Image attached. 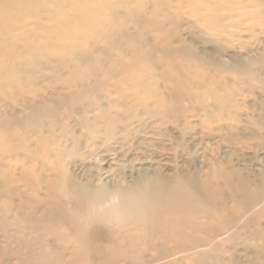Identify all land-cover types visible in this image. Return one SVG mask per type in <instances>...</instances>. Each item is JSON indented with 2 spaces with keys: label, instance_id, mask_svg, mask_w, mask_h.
<instances>
[{
  "label": "rangeland",
  "instance_id": "374dc122",
  "mask_svg": "<svg viewBox=\"0 0 264 264\" xmlns=\"http://www.w3.org/2000/svg\"><path fill=\"white\" fill-rule=\"evenodd\" d=\"M179 1L185 13H174L175 2L174 0L169 1L170 4L168 6L170 7L159 10V17L155 18L162 25L161 31H158L155 28L156 23L154 26H150L143 24V22L150 19L148 16L153 13L152 9L155 5H163L166 0H143L146 11L141 15L135 14L136 16H131L128 21L130 25H127V28H129L130 32H133L130 27L135 21L139 20L140 29L144 33L143 43L147 44L146 47L157 43L159 40L156 48H153L151 60L141 59L135 65L136 67L132 66L129 68L132 72L134 70L133 82L128 83L126 80L124 84L119 83L118 88H113L112 83H110L105 88L112 93L107 96L106 92H99L100 96H98L101 106L106 105L107 100L113 103L118 101V99L123 101L119 106L111 107V113L114 114L123 112L129 106L130 98L134 99L133 97L144 99L148 102L146 104L148 109H156L157 107L150 103V95H153L155 99L162 98L165 101L166 109L168 111L173 110L171 111L172 115L164 117L162 111L157 112L160 120L152 122V125L147 121L144 129H142V131L145 130L144 132L140 131L141 128L138 126L139 120L144 119L146 116L142 115L138 122L135 121L132 124L131 130H129L131 133L127 134V137H129L127 141L122 138L123 135L121 133L107 142L101 138L94 140V142L88 141L86 132L83 128H80L79 122L82 118L93 119L98 111L94 109L92 112L82 114L83 103H77V105L75 102L69 101L70 94L79 91L80 88H62L54 78L56 76H66V71L55 72L54 70L53 72L50 71L51 68L48 66H43V69L37 66L33 71L43 72L46 77L37 81V84L32 83L33 94L23 96L34 109L43 111L42 106L43 108L49 106V111L40 112L32 118L28 126L24 128V131H17L15 127V133L18 136L24 135V138L28 137L32 141L28 142L27 146L18 144L16 157L22 160L23 151L27 149L38 152L39 158L33 161L32 164H34V175L39 177L38 181L43 183V188L46 186L44 182L46 183V181H51L55 178V173L58 175L63 173L66 176L75 175L79 171V173L86 172L83 167L90 168V173L95 176L98 183L103 180V182L109 180L107 184L112 185L117 182V179L130 180L128 176L135 173L136 169L142 167V165L165 176H170L175 171L183 174L187 172L189 175L200 177L201 170H203L202 164L205 162L200 160V154H198L197 150L203 146L200 144L204 143L209 147L207 148L210 149V153L213 150L219 153L221 159L225 160L227 165L230 166L229 170L232 169L236 175V177L231 179L232 183L229 184V187L222 181L218 182L219 191L215 201L202 200L210 211L223 214V222L228 228L230 226V233L225 234L223 237L220 236L222 238H213L204 251L205 255L202 257H199L198 252L182 251L181 248L175 247L172 243H166L164 250L167 249L169 255H161L158 258L156 250L160 251L163 248H161L162 243L156 241L154 242V249H149L148 247L145 249L144 260L146 264H264V185H262L263 194L261 197H258L255 203L249 205L246 200H241L237 193L239 183L244 186L259 185L261 175L264 172V167L262 166L264 164V32L261 29L264 26H261V18L247 16L248 13L254 15L253 13L260 5L256 6L255 4L257 3L250 4L249 0H240L248 6L247 9L243 10L238 7L236 0H215L217 7L215 11L211 12V15H218L219 18H217V21L215 19L211 21L199 17L207 15L208 12L203 9L202 0L194 3L197 9L194 13H192L190 7V2L193 0L188 1L189 4L186 0ZM109 2L111 0H103L102 3L86 0L84 3H80L79 6L92 8L95 7V4H98V6L103 8L102 5H109ZM261 3H264V0H260L259 4ZM122 6L118 7L119 11H123ZM129 6H132V4H126L125 8L128 9ZM262 10L264 13V8ZM163 15L168 18L162 19ZM237 15L240 18H237ZM100 17L103 16L100 15ZM112 20L114 19L112 18ZM114 22L116 26L121 23L117 20ZM239 22L243 25L239 24ZM219 23L221 26L232 23L235 26L229 27L227 32H220L218 30ZM161 32L164 33L162 34ZM74 35L69 36V42L87 46L86 49L80 50L79 54H83V51L87 52L90 57L93 55L91 59H94L97 55L98 57L102 55L99 58L104 60L106 54L102 47L99 46L98 48L97 46L94 49L93 46H89L91 44L90 40L93 41L94 39H90L87 33L83 30H78ZM120 36L119 33H111L106 38H102V35L101 37L96 35V38L100 41L106 40L108 45L111 43L113 47H117L126 53V46H124ZM184 44L185 52L183 53L180 51V47ZM116 51L117 49H114L112 54ZM38 53L35 52L34 57ZM175 55L181 61H178ZM188 55H191V57ZM111 57L113 56L110 55V58H105L103 68L107 69L109 67L108 60H111ZM185 58L192 62L191 69L185 72L187 87L190 88V90L187 89L186 91L189 94L187 97H194L189 101L182 98L183 91L177 93L176 91L174 92L175 89L173 90L176 82L182 81L177 79L181 76L177 71V65H182V63L186 62ZM95 84V80L90 81L91 88H94ZM150 84H153L154 88L147 90ZM135 87L138 90L133 89ZM208 88H212L217 94L227 96L231 105L225 108L224 114L232 115L233 120L222 121V123L207 122L211 129L206 131L205 129L201 130L199 118L206 115L213 117L217 114L211 95L207 92ZM198 96L199 98L200 96L204 97V99L200 98L204 100L203 104L199 102ZM18 98L15 102L7 96L0 95V118H5L6 112L8 114L13 111L18 112L19 117H22L23 114H28V109L20 106L22 103L21 97ZM143 108L141 106L139 108L135 107L132 109V113H144ZM184 115H188L186 120ZM257 120L261 123L259 127L255 125ZM156 124H159L160 127ZM38 126H40L43 144L36 148L34 140L36 136L35 130ZM154 126L163 130V137H149V135L154 133L151 131H156ZM26 130L28 133H25ZM1 132L0 134L5 136L4 132ZM202 132L215 134L216 136H212L215 138H212L211 135L204 136ZM71 136L77 139L76 142L71 143ZM150 138L157 143L154 147L142 145V148H139L140 152L137 149L136 151L139 155L138 157L147 159L148 156H155V160L149 159L141 163L138 160L128 162L127 159L134 155L135 147L131 145L134 144V139L137 140L136 145H138L139 141L143 139L148 141ZM120 139L123 140L120 141ZM215 139L218 141L214 142ZM118 142H124V146L128 147V153H122V149H125V147L120 149ZM3 143L0 141V148L6 146ZM13 143L15 144L16 141ZM160 148H165L166 150L158 151ZM114 150L119 151L118 154L114 155ZM141 151L144 152L142 155ZM45 153L47 154L46 163L41 161V159L45 158ZM32 154L33 156L36 155V153ZM156 160H159V162H156ZM74 163L80 164L76 170L72 166ZM30 164L27 161L21 162L22 166L17 164L16 167H12L11 175L14 178H20L23 168H27ZM139 164L141 166H138ZM12 165H14V161L8 160L6 157L5 160L0 162L1 171L6 173L8 171L6 166L11 167ZM60 182L61 180H58V185L55 189V193L59 192L56 194L59 197H61ZM5 186L6 184L0 181V264H18V255L24 257L21 248L23 249L29 244L37 248L33 242V237L35 238V235L42 231V225L33 226L30 222L28 223L29 207L36 206L38 210L35 214L39 216L42 213L47 214L46 211L51 208L52 204L50 198L47 197L45 189H41L38 193H31L22 187L16 190L14 188L8 189ZM233 197L237 199V203L231 208L229 204L233 202ZM38 200L42 202L38 203ZM62 200L61 203L64 204V199L62 198ZM146 240L148 244L151 242L150 239ZM45 242L46 246L52 244L54 247L72 246V244L49 239ZM19 250L21 254L18 253ZM67 259L66 255L58 262L55 260V256H50L49 258L41 257L39 262L40 264H65ZM116 264H125V262L121 259Z\"/></svg>",
  "mask_w": 264,
  "mask_h": 264
},
{
  "label": "bare ground",
  "instance_id": "6f19581e",
  "mask_svg": "<svg viewBox=\"0 0 264 264\" xmlns=\"http://www.w3.org/2000/svg\"><path fill=\"white\" fill-rule=\"evenodd\" d=\"M84 1L86 0H0V95L7 96L15 102L19 99L18 97H21L22 103L20 106L27 108L29 111L28 114H23L22 117H19V113L15 111L9 114L6 112L5 118H0V132L3 130L2 132L5 134V136L0 134V141L4 142L3 145H6L0 148V162L5 160L6 157L8 160L14 161V165L11 167L6 166V169H8L6 173H3L0 168V181H3L8 189L14 188L17 190L22 187L31 193H38L41 189H45L52 204L51 208L46 211L47 214L42 213L39 216L35 214L38 210L36 206L29 207L28 223L30 222L33 226L42 225V231L35 235V238L33 237V242L37 248L32 247V244L23 249L21 248L24 257L18 255V264H40L39 259L41 257L49 258L50 256H55V260L59 262L66 255L68 259L65 264H116L121 259L124 260L125 264H146L144 251L147 247L154 249V242L156 241H160L162 243L161 248H163L160 251L156 250L158 258L161 255H169L167 249L164 250L166 243H172L175 247L181 248L182 251L198 252L199 257H202L213 238L223 237L225 234L230 233V226L228 228L223 222V214L210 211L202 200L215 201L219 191L218 182L222 181L229 187V184L232 183L231 179L236 177L232 169L229 170L230 166L227 165L225 160L221 159L219 153L214 152V150L210 153V149L206 144H200L203 146L197 150L200 154V160L205 162L202 164L203 170H201L200 177L189 175L187 172L183 174L175 171L170 176H165L142 165V167L136 169L135 173L128 176L130 180L117 179V182L112 185L107 184L109 180L98 183L95 176L90 173V168L83 167L86 172L79 173V171L75 175L66 176L63 173L59 175L55 173V178L46 181V183L44 182L46 186L43 188V183L38 181L39 177L34 175V164H32L33 161L38 160V152L27 149L23 151L22 160L16 157L17 145L27 146V143L32 141L28 137L24 138V135L18 136L15 133V127L17 131H24L32 118L40 112L49 111V106L44 108L42 106L43 111L34 109L23 96L33 94L32 83L35 84L46 77L43 72L33 71L37 66L41 69L44 68L43 66H48L51 68L50 71L53 72L54 70L55 72L66 71V76H56L54 78L62 88H80L79 91L70 94L69 101H73L75 104L83 103L82 114L92 112L94 109L98 111L93 119L82 118L79 122L80 128H83L86 132L88 141L94 142V140L101 138L107 142L120 133L123 135L122 138L127 141L129 138L127 134L131 133L129 130H131L132 124L135 121L138 122L142 115L146 116L144 119L139 120L140 131L144 129L147 121L152 125V122L160 120L157 112L162 111L164 117L173 114L171 112L173 110L168 111L166 109L165 101L162 98L155 99L153 95H150V103L157 107L156 109H148L146 105L148 102L136 97H133L134 99L130 98L129 106L126 109L124 107L125 110L121 113L113 114L110 110L111 107L123 103L121 99L114 103L107 100V104L104 106L99 104V92H106L107 96L112 93L105 88L108 84L112 83L113 88H118L119 83L124 84L126 80L128 83L134 81V70L132 72L129 68L136 67L135 65L141 59L151 60L153 48H156L159 40L157 43L146 47L147 44L143 43L144 33L140 29L139 20L135 21L130 27L133 32H130L127 28V25H130L128 21L131 16L141 15L146 11L143 0H111L109 5H102L103 8L98 4H95V7L92 8L79 6ZM93 1L103 2V0ZM169 1L171 0H166L163 5H155L152 9L153 13L148 16L150 19L144 21L143 24L154 26L156 23L155 28L161 31V22L156 21L155 18L159 17V10L170 7L168 6ZM197 1L190 2L192 13L197 10L194 5ZM249 1L250 4L257 3L255 5H260V7L256 11L254 10V15L248 13L247 16L261 18V26H264V13L262 10L264 3L259 4L260 0ZM174 2L173 12L185 13L179 4L180 1L174 0ZM201 2L203 9L208 12L207 15L199 17L217 21L218 15H211V12L215 11L217 7V2L215 0H202ZM236 2L240 9H247L248 6L243 4L242 1L236 0ZM128 3H131L132 6L126 9L125 5ZM121 5H123L121 7L123 11H119L118 7ZM100 15L103 17H100ZM162 17V19L168 18L165 15ZM237 18H240V16L237 15ZM116 20L121 22L122 25L120 23L116 26L114 24ZM218 25L220 32H227L229 27L235 26L233 23L223 26L219 23ZM261 29L264 32V27ZM78 30H83L90 39L95 40H90L91 44L89 46H93L94 49L97 46L98 48L99 46L102 47L106 54L105 58H110V55L113 56L111 60H108L110 65L107 69L103 68L105 58L104 60L99 58L102 55L99 57L97 55L94 59H91L93 55L90 57L87 52L78 53L80 50L86 49L87 46L69 42V36H75L74 34ZM111 33L121 35L120 39L123 40L124 46H126V53L117 47H113L111 43L108 45L106 40L100 41L96 38V35L98 37L102 35V38H106ZM184 46L185 44L180 47V51L183 53L185 52ZM114 49H117V51L112 54ZM35 52L39 53L34 57ZM188 56L191 57V55ZM176 59L180 60L177 56ZM185 59L186 62L177 65V71L181 75L177 79L182 81H177L173 90L175 89L174 92L177 93L183 91L182 98L189 101L194 97H187L189 94L186 91L190 88L187 87L185 72L191 69L192 62L187 58ZM91 80H95L94 88L90 86ZM152 83L154 84L153 81ZM153 84L148 85L147 90L154 88ZM133 89L138 90L136 87ZM207 92L211 95L217 114L213 117L206 115L199 118L201 130L205 129L206 131L211 129L207 122L222 123V121L233 120L232 115L224 114L225 108L231 105L227 96L217 94L212 88H208ZM200 98L204 99L203 96H200ZM203 101L200 99L199 102L203 104ZM140 106L144 107V113H132V109ZM184 116L186 120L188 115ZM260 124L257 120L255 125L259 127ZM156 125L160 127L159 124ZM154 129L156 131H151L154 133L149 137L164 136L163 130L156 127ZM35 131L34 144L36 148H39L43 144L40 126ZM208 132L210 133V131ZM6 133L8 134L6 135ZM25 133H28V131L26 130ZM50 133L52 132L50 131ZM202 134L204 136H216L215 134H205V132H202ZM70 138L71 143L77 140L72 136ZM135 138L137 139V137ZM123 139H120V141ZM136 139L133 141L134 144H131L135 147L134 155L127 159L128 162L138 160L141 163L156 158L155 156H148L147 159L138 157L137 153L142 145L154 147L157 143L152 138L148 141L143 139L144 141H139L138 145H136ZM14 141H16L15 144ZM217 141L214 140V142ZM117 144H119L120 149L125 147L124 142H118ZM127 148L122 149V153H128ZM165 150V148L158 149V151ZM118 152L114 150L113 154H118ZM32 153H36V155L33 156ZM143 153L141 151V155ZM46 158L47 154L45 153V158L41 161L46 163ZM23 161L31 164L27 168H23L20 178H14L11 175L12 167H16L17 164L21 165ZM156 162H159V160H156ZM72 166L76 170L80 164L74 163ZM138 166H141V164ZM262 166L264 167V164ZM58 180H61V197L56 195L59 192L55 193ZM262 185H264V172L261 175L259 185L244 186L239 183L237 193L241 200H246L249 205L255 203L258 197L263 194ZM62 198L64 204L61 203ZM232 201L234 204L233 202L229 204L231 208L237 203V199L233 197ZM37 202L42 201L38 200ZM47 239L72 244V246L54 247L53 244L50 245L52 247L46 246L45 241ZM146 239H150L151 242L148 244ZM18 253L21 254L20 250Z\"/></svg>",
  "mask_w": 264,
  "mask_h": 264
}]
</instances>
